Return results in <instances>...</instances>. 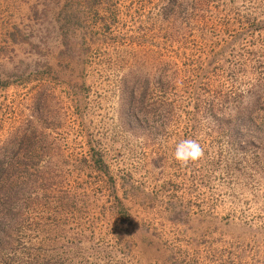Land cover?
<instances>
[{
	"label": "rangeland",
	"instance_id": "obj_1",
	"mask_svg": "<svg viewBox=\"0 0 264 264\" xmlns=\"http://www.w3.org/2000/svg\"><path fill=\"white\" fill-rule=\"evenodd\" d=\"M0 264H264V0H0Z\"/></svg>",
	"mask_w": 264,
	"mask_h": 264
},
{
	"label": "clouds",
	"instance_id": "obj_2",
	"mask_svg": "<svg viewBox=\"0 0 264 264\" xmlns=\"http://www.w3.org/2000/svg\"><path fill=\"white\" fill-rule=\"evenodd\" d=\"M203 155L204 149L198 139H184L175 146L174 158L181 166L198 162Z\"/></svg>",
	"mask_w": 264,
	"mask_h": 264
}]
</instances>
